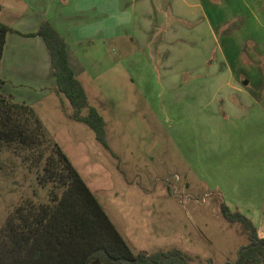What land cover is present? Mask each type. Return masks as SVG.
Instances as JSON below:
<instances>
[{
	"label": "rangeland",
	"instance_id": "374dc122",
	"mask_svg": "<svg viewBox=\"0 0 264 264\" xmlns=\"http://www.w3.org/2000/svg\"><path fill=\"white\" fill-rule=\"evenodd\" d=\"M7 16L0 14V19L8 21ZM221 16V28L211 23L205 28L199 15L171 17L168 25L176 24V37L162 45L157 42L155 49L161 47V53L153 55L140 52L124 28L113 29L118 37L98 40L88 48L86 72L80 79L90 105L105 120L110 151L88 126L71 118L73 109L63 95L31 104L136 254L177 249L191 256L192 264H225L235 262L239 248L248 243L243 226L221 215L218 197L205 196V186L193 183L183 153L184 123L175 126L167 115L168 104L186 103L183 88L191 74L205 73L213 65L217 70L221 39L248 38L235 24L244 20V14L225 11ZM102 31L93 33L101 37ZM29 46L20 51L33 52ZM138 54L145 59L142 80L128 61ZM199 78L193 75V82ZM31 179L18 163L1 169L0 229L20 199L31 196Z\"/></svg>",
	"mask_w": 264,
	"mask_h": 264
},
{
	"label": "crops",
	"instance_id": "0c3cea01",
	"mask_svg": "<svg viewBox=\"0 0 264 264\" xmlns=\"http://www.w3.org/2000/svg\"><path fill=\"white\" fill-rule=\"evenodd\" d=\"M0 6V14H9L0 23L12 30L0 67L2 90L30 105L56 94L49 51L36 35L45 21L65 39L70 66L86 91L80 79L86 72L85 52L98 40L114 39L117 31L128 29L139 51L153 55L161 53L157 42L176 37V24L168 25L171 17L199 15L205 28L209 23L221 28L223 12L244 14L235 24L248 38L221 39L219 69L213 65L207 73L191 74L183 88L187 104H168L167 115L175 126L184 123L183 153L193 183L205 186V196L215 195L245 216L264 239V34L258 32L264 31V0H0ZM98 28L101 37L93 33ZM21 45L34 51L21 52ZM129 60L142 80L145 59L138 54ZM193 75L202 80L193 82Z\"/></svg>",
	"mask_w": 264,
	"mask_h": 264
},
{
	"label": "trees",
	"instance_id": "16d2710c",
	"mask_svg": "<svg viewBox=\"0 0 264 264\" xmlns=\"http://www.w3.org/2000/svg\"><path fill=\"white\" fill-rule=\"evenodd\" d=\"M11 31L0 23V67ZM36 35L50 54L54 92L68 100L73 109L71 118L88 126L110 151L105 120L89 104L83 85L74 75L65 39L46 21ZM3 84L0 78V171L18 163L32 179L31 196L20 199L0 229V264H192V257L177 249L133 252L51 139L34 107L6 94ZM220 212L229 223L241 224L248 233V243L239 248L236 261L225 264H264V239L252 223L224 203Z\"/></svg>",
	"mask_w": 264,
	"mask_h": 264
}]
</instances>
